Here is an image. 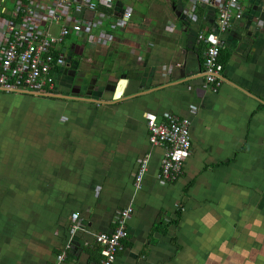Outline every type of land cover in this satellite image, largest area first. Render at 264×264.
<instances>
[{"label":"crops","instance_id":"crops-1","mask_svg":"<svg viewBox=\"0 0 264 264\" xmlns=\"http://www.w3.org/2000/svg\"><path fill=\"white\" fill-rule=\"evenodd\" d=\"M116 2L133 17L114 32L113 47L99 50L112 67L101 64L102 77L83 71L85 82L42 98L49 110L28 128H0V264H50L66 246L73 212L92 232H110L129 203L128 237L113 264H264V0H242L243 17L222 33L223 82L215 93L204 87L197 39L214 29V7ZM136 9L144 11L140 19ZM77 68L67 65L63 75ZM139 71L149 75L143 82ZM115 77L111 92L105 79ZM88 78L95 80L87 85ZM98 79L105 86L93 85ZM11 95L0 92V115L16 114L22 98ZM148 113L189 125L180 178L163 185L156 175L165 146L149 142ZM77 238V252L63 264H95L99 246L89 233Z\"/></svg>","mask_w":264,"mask_h":264},{"label":"built area","instance_id":"built-area-1","mask_svg":"<svg viewBox=\"0 0 264 264\" xmlns=\"http://www.w3.org/2000/svg\"><path fill=\"white\" fill-rule=\"evenodd\" d=\"M0 0V91L60 97L56 87L62 76L68 53L82 55L93 45L109 46L114 32L125 28L132 18L130 7L117 8L116 0ZM215 8V27L200 31L197 39L204 43L202 77L205 89L218 91L223 81V64L219 53L223 46L221 35L231 24L243 17L242 0H198ZM106 9L111 12L108 13ZM191 16V12L188 14ZM75 37L69 47L65 39ZM152 145H162L164 155L156 175L159 184L180 178L182 165L190 154L191 138L188 121L169 113L158 120L153 113L145 116ZM149 154L143 156L134 174L136 190L141 188L148 170ZM133 212L129 203L114 216V229L110 232H92L79 213L71 214V237L77 232L89 233L99 246L98 264H113L123 249L128 236L127 220ZM71 241L66 243L50 264H62Z\"/></svg>","mask_w":264,"mask_h":264},{"label":"rangeland","instance_id":"rangeland-1","mask_svg":"<svg viewBox=\"0 0 264 264\" xmlns=\"http://www.w3.org/2000/svg\"><path fill=\"white\" fill-rule=\"evenodd\" d=\"M130 1H134V0H122V2L124 3H129ZM7 5L9 8L13 7V3L10 0L7 1ZM136 10L138 12L136 13L135 18L140 19L144 11L143 9L142 11L140 9H136ZM132 17H133V11H132ZM74 40H75V37L66 38L64 45L69 47ZM100 47H98L96 50H99ZM105 48L106 47L103 46V49ZM94 54L95 53H93L91 50H87V53L85 54L86 56L83 57L81 61L82 63L80 65L81 70H83L84 72L91 71L90 69L94 67L95 64H93V60L89 61L88 59L94 58V56L95 58L100 57L99 55L97 54L94 55ZM70 83H71V80L66 81V78H64V76L62 75V76L57 77L56 87L61 90L70 91L71 90ZM11 96H18L22 99H20V101L18 102H14L15 106L18 109L16 114L11 115V113L8 112V115H5L4 113L0 115V118H2V116H5V117L7 116L8 118V121L7 122L3 121V124L0 121V128L1 127L5 128L6 126L10 124H17V123L23 125L22 128H28V125L31 122V119L32 118L35 119L37 116V113L41 112L43 114L44 110L45 111L49 110L46 105L48 101L42 100V98L41 97L39 98V96H28V95H23V94H18V93L12 94ZM20 130H23V129H20Z\"/></svg>","mask_w":264,"mask_h":264},{"label":"trees","instance_id":"trees-1","mask_svg":"<svg viewBox=\"0 0 264 264\" xmlns=\"http://www.w3.org/2000/svg\"><path fill=\"white\" fill-rule=\"evenodd\" d=\"M116 6H117V8H120L122 5L121 4H118L117 2H116ZM124 7V6H123ZM106 11L108 12V13H110L111 11L110 10H108V9H106ZM116 31H118V30H116ZM113 32H115V31H113ZM113 41H112V43L109 45V46H105L107 49H110L111 47H113ZM101 46V47H100ZM98 47H100V49H103V45H93V46H91V48H87V50H91L93 53H95L94 55H99L100 57H98V58H95V56H94V58L92 59L93 60V64H95V65H97L98 63H100L101 64V62H102V64H106V68L104 69L105 71L108 69V68H111V67H109L110 66V62H108L107 60H106V57H108V56H106V55H108L107 54V52H105L104 54H101V53H99V50H96ZM105 48V49H106ZM222 49V48H221ZM87 50L84 52V54H82V55H75L72 51H70L69 53H68V58H67V60H68V64L67 65H69V66H72V67H78L79 65H80V60L83 58V57H85L86 55V53H87ZM220 54H221V50H220V53H219V61H220ZM204 60V59H203ZM91 61V60H90ZM98 62V63H97ZM221 62V61H220ZM112 64V63H111ZM94 65V67H92L90 70L91 71H93L95 74H96V76L98 75L99 77H102V73H104V70L101 68V65H99L100 67H96ZM98 66V65H97ZM118 67H122V64L121 65H118ZM224 68V67H223ZM64 73V72H63ZM63 73H62V75H63ZM64 76V75H63ZM64 78H65V76H64ZM67 79V78H66ZM223 82V81H222ZM221 87V86H220ZM219 87V88H220ZM219 90V89H218ZM0 92H4V91H0ZM4 93H7V92H4ZM11 94V93H10ZM12 94H15V93H12ZM23 95H28V96H36V95H32V94H23ZM39 97H41V98H43V97H45V98H47V99H55V97H49V96H39ZM69 227H70V225H69ZM128 237V236H127ZM78 238H77V236H76V238H75V240H77ZM125 241V240H124ZM124 243V242H123ZM82 244H83V242H82ZM63 248H65V246L63 247ZM77 249H78V247H77V242L76 243H74V244H72L71 243V247L69 248V249H67L66 250V257H65V259H64V261L66 260V259H70V257L72 256V255H74L76 252H77ZM62 250H64V249H62ZM93 251V253H95V252H98V254H99V259H100V253H99V250H92ZM57 253H60V252H57ZM56 253V254H57ZM93 258V257H92ZM94 259V258H93ZM63 261V262H64ZM97 262V263H96ZM98 262H99V260L98 259H96L95 260V264H98ZM63 264V263H62Z\"/></svg>","mask_w":264,"mask_h":264},{"label":"water","instance_id":"water-1","mask_svg":"<svg viewBox=\"0 0 264 264\" xmlns=\"http://www.w3.org/2000/svg\"><path fill=\"white\" fill-rule=\"evenodd\" d=\"M127 65V64H126ZM124 66H122V67H118V71L116 72V76H120L121 75V79L120 80H122V79H125L127 76V74H119V72L120 71H122V68H123ZM125 69H129L128 67H126ZM120 70V71H119ZM125 72V71H124ZM140 73L138 74V76H137V78L136 79H138V80H140L141 82H143L144 80H145V77L146 76H149V75H145V73H143L142 71H139ZM150 74V73H149ZM103 82H104V80H97L93 85H101V86H105V84H107V83H110V82H112L113 83V88H112V90H111V92H114L115 91V88H116V84L118 83V81H117V79H116V77H115V79L114 80H109V78H106L105 79V84L104 85H102L103 84ZM106 89V88H105ZM68 95V94H67ZM79 232H77V233H75V234H73V236L71 237V234H70V230H68V236H67V239H66V241H65V245H66V243L68 242V241H71V243L72 244H74V243H76V240H75V238H76V236H77V234H78Z\"/></svg>","mask_w":264,"mask_h":264},{"label":"flooded vegetation","instance_id":"flooded-vegetation-1","mask_svg":"<svg viewBox=\"0 0 264 264\" xmlns=\"http://www.w3.org/2000/svg\"><path fill=\"white\" fill-rule=\"evenodd\" d=\"M101 64H102V62H101ZM101 64L98 63L97 64L98 66L97 65H95V66L100 67L99 65H101ZM77 69L74 73L68 74V76H67L68 78L66 79V81L71 80V83H73L74 80H81L82 83L86 81V76L84 75L83 70H81V67L79 66ZM93 80H95V78H93L92 80H91V78H88V81H87L88 84L87 85H89V83L92 82Z\"/></svg>","mask_w":264,"mask_h":264}]
</instances>
